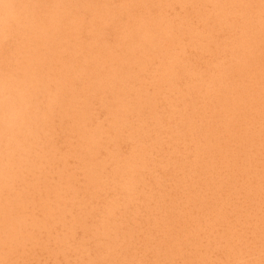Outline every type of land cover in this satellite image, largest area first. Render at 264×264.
<instances>
[{"label": "bare ground", "instance_id": "1", "mask_svg": "<svg viewBox=\"0 0 264 264\" xmlns=\"http://www.w3.org/2000/svg\"><path fill=\"white\" fill-rule=\"evenodd\" d=\"M0 264H264V0H0Z\"/></svg>", "mask_w": 264, "mask_h": 264}]
</instances>
